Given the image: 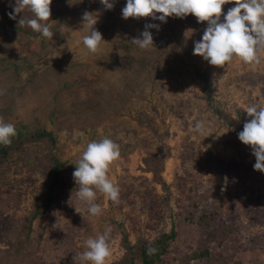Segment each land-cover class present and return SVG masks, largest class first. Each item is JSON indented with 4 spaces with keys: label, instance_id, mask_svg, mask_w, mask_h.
<instances>
[{
    "label": "rangeland",
    "instance_id": "obj_1",
    "mask_svg": "<svg viewBox=\"0 0 264 264\" xmlns=\"http://www.w3.org/2000/svg\"><path fill=\"white\" fill-rule=\"evenodd\" d=\"M125 4L115 0L106 10L100 0H52L49 40L19 23L33 13L11 18L15 0H0V117L52 130L65 178L62 198L30 219L47 190L35 167L45 145L28 144L0 165V264H80L84 241L108 226L109 263L121 255L124 234L132 242L173 229L159 264H264V173L204 98L212 96L234 122L249 121L246 109L264 106V52L258 65L234 58L212 66L193 54L206 22L191 14L166 23L124 19ZM85 11L98 16L94 27L105 40L97 54L82 43ZM149 23L159 30L148 29L154 47L144 50L132 39ZM103 137L120 146L108 173L120 203L98 192L104 211L93 218L72 173L87 143ZM149 155L162 156L166 190L146 169Z\"/></svg>",
    "mask_w": 264,
    "mask_h": 264
},
{
    "label": "clouds",
    "instance_id": "obj_2",
    "mask_svg": "<svg viewBox=\"0 0 264 264\" xmlns=\"http://www.w3.org/2000/svg\"><path fill=\"white\" fill-rule=\"evenodd\" d=\"M233 2L234 6L223 13L222 6ZM51 3L52 0H15L13 12L9 15L15 18L16 14L29 10L34 18L27 21L20 19L21 26L26 25L33 32L52 40L53 31L48 24ZM100 3L106 10H111L115 0H100ZM189 14L198 23H207L201 39L194 41V55L201 56L212 66L222 68L234 58L246 64H260V54L264 52V0H126L122 8L124 19L150 17L162 23H166L168 17L185 18ZM97 22L96 14L88 11L83 13L82 27L87 29V34L82 37V43L92 54H97L101 50V42L105 41L101 32L94 27ZM151 28L159 30V25L145 24L140 37L133 38L132 42L144 50L154 47L153 35L148 30ZM246 112L251 119L244 123L238 139L251 147L255 156L254 170L264 173V106L253 105ZM201 127L197 124V128ZM16 135L15 125L5 123L0 117V145L10 146ZM119 157L120 146L112 139L103 137L87 143L81 158L75 162L76 168L72 175L79 186L77 199L86 207L90 217H99L104 211L96 203L98 192L112 203H120L119 186L108 175ZM75 211L82 216V208L75 207ZM112 231V227L108 226L102 233L84 241L86 250L80 254V264H109L113 256L110 246ZM148 252L154 254L156 249L150 247Z\"/></svg>",
    "mask_w": 264,
    "mask_h": 264
},
{
    "label": "trees",
    "instance_id": "obj_3",
    "mask_svg": "<svg viewBox=\"0 0 264 264\" xmlns=\"http://www.w3.org/2000/svg\"><path fill=\"white\" fill-rule=\"evenodd\" d=\"M234 3V2H233ZM205 94V101L212 109L217 120L224 125L230 133L237 134L243 130V121H233L225 113L222 106L214 100L212 96ZM17 135L12 138L10 146L0 145V165H2L13 152L21 153L27 151V145L35 142H41L45 145L46 151L39 156L35 165L38 172L42 173L47 179V190L43 193V202L35 203L30 219H34L48 213L50 204L58 198H62L65 190V178L62 176V167L64 162L59 159L55 153L56 138L54 132L45 127H31L28 124L15 126ZM146 169L152 174L153 180L160 184L164 190L167 184L161 173L163 171V160L160 155H149L143 158ZM43 204V206H41ZM173 229L169 232H162L155 238L148 240L138 237L135 241H129L126 235H123L122 253L109 264H159L162 256L166 253L169 243L174 238ZM155 248L154 254H149V248ZM207 252L204 248L197 253V257ZM193 257V256H191Z\"/></svg>",
    "mask_w": 264,
    "mask_h": 264
}]
</instances>
